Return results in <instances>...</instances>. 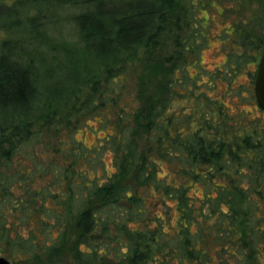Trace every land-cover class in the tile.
Returning a JSON list of instances; mask_svg holds the SVG:
<instances>
[{"label": "trees", "instance_id": "1", "mask_svg": "<svg viewBox=\"0 0 264 264\" xmlns=\"http://www.w3.org/2000/svg\"><path fill=\"white\" fill-rule=\"evenodd\" d=\"M24 1L0 0L12 22L0 27V258L264 264V112L255 72L240 90L253 112H230L225 96L217 104L224 92L211 98L213 84L189 93V69L204 68L205 19L182 0H56L50 15ZM63 14L74 43L96 61L52 93L28 47L59 52L47 30ZM240 36L236 56L255 65L264 39L253 30ZM134 61L142 66L132 85ZM233 77L220 81L229 87ZM81 84L89 93L69 105L66 95Z\"/></svg>", "mask_w": 264, "mask_h": 264}, {"label": "rangeland", "instance_id": "2", "mask_svg": "<svg viewBox=\"0 0 264 264\" xmlns=\"http://www.w3.org/2000/svg\"><path fill=\"white\" fill-rule=\"evenodd\" d=\"M11 1V0H9ZM27 7L38 5L40 9L50 15L53 11V6L56 0H25ZM192 4L197 11V17H202L205 21L200 24L202 30L200 36L206 38L201 48L200 62L204 68L189 69V75L192 76V82L188 84L187 91L196 94L198 90L209 89L213 84L215 90L207 92L213 98L219 97L223 92L224 94L218 99H214L217 104L223 105V97L225 96L224 103L230 108V112L237 113L240 109L251 111L252 107L249 105L248 99L242 98L241 89L246 92V89L252 86V80L249 78L253 76L256 70L255 65L248 64L246 61H252L244 58L243 55L236 56L241 53L239 37L247 30H253L254 34L260 39H264V0H182V6H189ZM19 7V5H18ZM9 4L3 3L0 5V27L12 24L9 19ZM14 9V8H13ZM24 7L18 10V15L22 17ZM64 13V11H63ZM63 14L60 17L59 23L48 27L47 31L54 32L53 40L50 46L60 47L59 52L51 53L48 50L39 53L35 51L36 44L30 45L29 54L37 60V73L42 78L43 85L50 92H55L61 87L67 86L69 83L74 84L79 77L84 76L87 69H92L95 65L96 58L89 53L83 45L74 43L77 41L76 31L74 26L69 23ZM0 34V38H1ZM233 64V66L228 65ZM129 64V63H128ZM127 64V65H128ZM132 64V65H131ZM127 69H129V78L134 82L139 80L138 71L141 70L139 62H132ZM228 65V66H227ZM246 65V69L245 66ZM145 67V66H144ZM160 77L156 80L162 79ZM233 77L232 84L228 87L225 82L222 83L221 79ZM154 81V82H155ZM125 85H127L125 83ZM90 86L81 84L77 89L78 91L66 95L68 104L71 105L75 102L81 101L88 93ZM154 91V90H153ZM152 92V91H149ZM244 92V93H245ZM245 96L246 93H245ZM264 120V115H261ZM79 139V137H77ZM93 139H88L87 142L91 143Z\"/></svg>", "mask_w": 264, "mask_h": 264}, {"label": "water", "instance_id": "3", "mask_svg": "<svg viewBox=\"0 0 264 264\" xmlns=\"http://www.w3.org/2000/svg\"><path fill=\"white\" fill-rule=\"evenodd\" d=\"M253 89L257 105L264 112V49L261 52L256 65ZM0 264L10 263L4 258H0Z\"/></svg>", "mask_w": 264, "mask_h": 264}]
</instances>
